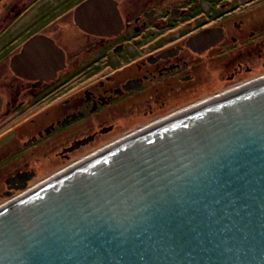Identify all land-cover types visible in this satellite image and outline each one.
I'll list each match as a JSON object with an SVG mask.
<instances>
[{"label":"water","instance_id":"obj_1","mask_svg":"<svg viewBox=\"0 0 264 264\" xmlns=\"http://www.w3.org/2000/svg\"><path fill=\"white\" fill-rule=\"evenodd\" d=\"M119 17L113 0L75 11L80 28L89 29L87 18L111 35ZM64 65V51L42 35L11 59L28 79ZM0 264H264V85L136 139L0 214Z\"/></svg>","mask_w":264,"mask_h":264},{"label":"flooded vegetation","instance_id":"obj_2","mask_svg":"<svg viewBox=\"0 0 264 264\" xmlns=\"http://www.w3.org/2000/svg\"><path fill=\"white\" fill-rule=\"evenodd\" d=\"M84 1L62 10L66 1L48 0L55 3L41 14L46 24L38 16L35 31L0 55V60L9 58L14 74L1 86L0 122H12L15 116L21 119L0 135V141L7 139L0 146V165L14 159L16 164L0 176V201L14 200L68 168L79 170L78 164L89 155L116 140L147 131L202 98L264 73V19L247 14L249 5L264 0H113L120 17L115 19L112 35L108 26L90 25L87 18L88 30L78 26L75 11ZM24 3H6L3 19L9 24L19 22L28 9L46 1ZM202 4L210 9L205 12ZM67 23L82 33L75 34V47L61 40ZM29 26L15 35L10 30L11 37L6 32L9 28L5 29L0 34L6 35L4 46L12 45ZM93 30L105 34H93ZM36 35L51 38L65 53V65L54 77L37 72L38 68L36 79H28L11 68L12 57ZM249 40L259 42L249 44ZM230 42L238 45V51L227 55L232 53L226 47ZM217 55L223 59H211ZM211 64L218 66L213 72Z\"/></svg>","mask_w":264,"mask_h":264},{"label":"rangeland","instance_id":"obj_3","mask_svg":"<svg viewBox=\"0 0 264 264\" xmlns=\"http://www.w3.org/2000/svg\"><path fill=\"white\" fill-rule=\"evenodd\" d=\"M11 1H14V2H17V3H20V4H23L24 2H22L23 0H0V34L2 32H4L5 29L9 28L6 32H8V36H13L15 35L16 33H18V31L20 30V28H25L26 26L30 25L28 28H26L24 30V35H19L16 40L13 42L12 45L10 46H4L5 44V41H4V35H0V55L3 56V55H6V53L9 51V50H12L14 49L15 47L19 46V44L25 39L27 38L30 34L33 33V31H35V26H34V19H36L38 16H40L42 14L43 11H45L46 9L49 8V5H53L55 2H51L50 4L47 2L48 0H45L46 3H44L43 5H40V6H33L31 7L30 9H28L25 13H24V18L22 20H20L19 22H15L14 24L13 23H10L8 21H5V19H3V15H5L6 13V10H5V6L6 3L8 4L9 2ZM25 3H29L31 0H24ZM51 1V0H50ZM56 2H62V1H66L67 3L66 4H62V10L63 8H69L70 6H76V3L78 2V0H55ZM42 2V1H41ZM40 2V3H41ZM24 3V4H25ZM26 4V5H27ZM25 6V5H24ZM244 7V6H243ZM228 9L231 8V7H227ZM226 8V10H227ZM233 8V6H232ZM248 11H247V14L248 16H253L255 17L257 14H259L257 17L259 19L262 20V18L264 19V2L260 3L259 5L257 6H252V5H249L248 7ZM210 7H209V4H202V10H204L205 12L207 10H209ZM61 10V9H60ZM242 14H243V11H241ZM58 12L56 13H53V15L57 14ZM238 16H244V15H238ZM42 17H45L44 15H41V23L42 25H45L46 24V19L45 18H42ZM205 20H208L207 18H205ZM233 20V19H231ZM214 20H212V22L210 23H213ZM219 22V20L217 21V23ZM261 22H264V21H261ZM19 25V26H18ZM18 26V27H17ZM21 26V27H20ZM193 26V25H192ZM196 26V25H195ZM28 29V30H27ZM10 30H13L15 33L13 35H10ZM178 32V31H177ZM80 33L79 30L73 25V23H67L66 24V27L64 28V33L63 35L61 36V40L64 41V43H67V44H71L72 46L71 47H75L77 45V43L75 44L74 42V39L76 38L77 35H80L78 34ZM179 33V32H178ZM7 34V33H6ZM77 34V35H75ZM181 34V33H180ZM58 38H60V35L58 36ZM80 38V37H79ZM78 40V43L79 41H81V39H77ZM249 44H255V43H258L259 41L256 40V41H248ZM79 45V44H78ZM238 45H235L234 43H231L229 44V46H226L227 48H229L230 50H232V53H230L229 51L226 52L227 55L229 54H234L235 52L238 51ZM225 47V48H226ZM252 49V48H251ZM256 52V51H254ZM229 53V54H228ZM262 53V58H264V51L261 52ZM228 57V56H227ZM226 57V58H227ZM247 58V57H246ZM256 59L259 60V58H257L255 56ZM254 58V59H255ZM212 60H215L217 61L218 59L222 60L223 57H219L218 55L215 57V58H211ZM249 59V58H248ZM251 60V59H249ZM252 61V60H251ZM254 61V60H253ZM222 63V62H221ZM219 64V62H218ZM218 66L216 65H212L211 64V67H210V71L213 72L214 69H217ZM108 72H110V70H104V73L107 74ZM216 74V73H215ZM14 74L13 72L10 70L9 68V58L7 59H4V60H0V90L4 88V86H2L4 84V81H8V80H12ZM217 76H219V71L217 70ZM97 77H99V75H97ZM96 78V77H95ZM8 79V80H7ZM97 80L99 78H96ZM240 81H242L241 79H238ZM3 88H2V87ZM214 92L212 93H208V94H213ZM206 94V95H208ZM219 93L217 94H214V95H211V96H208L206 98H211L213 96H216L218 95ZM206 95H203V96H206ZM202 96V97H203ZM205 98V99H206ZM201 100H204V99H201ZM201 100H198V101H201ZM193 105H195V103H192ZM192 104L190 106H192ZM12 120L14 121H10L8 122V120H4V121H1L0 122V135L7 132L9 129L15 127L17 124H19L21 122V119L19 120V117L18 116H15L13 118H11ZM23 119V118H22ZM18 160V159H16ZM14 161L15 159L10 162L8 165H0V176L2 175V173L10 170L12 167L16 166V164L14 165ZM13 163V164H11ZM10 165V166H9ZM5 174V173H4ZM10 201V200H9ZM8 200H5V201H0V205H2L3 203L6 204L7 202H9Z\"/></svg>","mask_w":264,"mask_h":264},{"label":"bare ground","instance_id":"obj_4","mask_svg":"<svg viewBox=\"0 0 264 264\" xmlns=\"http://www.w3.org/2000/svg\"><path fill=\"white\" fill-rule=\"evenodd\" d=\"M264 85V73L262 75L256 76L254 78H249L246 79L240 83H235L231 86H229L227 89L221 91V93H219L216 96H213L211 98H202L204 100L201 101H196L195 105L192 104V106H189L187 108H183L182 110H180L179 112H177L176 114H174L173 116H169L168 118H165L164 120H162L161 122L155 123L154 125L149 126L147 129H151V128H157L158 126H161L163 124H170L172 122L178 121L180 119L183 118H187L197 112H200L203 109H206L208 107H211L215 104H218L220 102H224L226 100H230L235 98L236 96H239L240 94L247 92V91H251L259 86ZM146 129V128H145ZM145 130H140L137 132H134V134L132 135H127L125 137H123L120 140H116L115 143L107 146L104 149H100L97 150V152L92 153L91 155L88 156V158H86L85 160H83V162H81L80 164H78L79 168H83L85 167V165L90 164L92 162H96L98 161L101 156H103L106 152H108L109 150L121 147L127 143H129L131 140H136L139 139L147 134H145L146 132ZM152 130V129H151ZM128 140V141H127ZM125 141V142H124ZM90 161L89 163H85L84 162ZM82 164V165H81ZM76 167H72V168H68V170L63 171L61 173H58L57 175H55L54 177L48 179L47 181H45L44 183L40 184V186L31 189L30 191H28L26 194H23L20 197H16L14 200H11L9 202H7L6 204H3L0 207V214H2L3 212H5L6 210L10 209L12 206H14L15 204H17L18 202H21L22 200H25L28 196L34 194L37 191H40L44 188H46L47 186H50L51 184L57 182L58 180H60V176L64 177L68 174H66V172H70V174L74 171H76L77 169H75ZM80 168V169H81ZM74 170V171H73ZM66 174V175H65ZM59 178V179H58Z\"/></svg>","mask_w":264,"mask_h":264}]
</instances>
